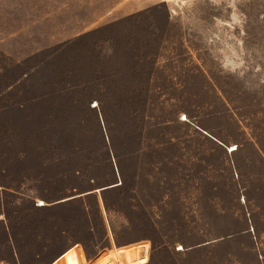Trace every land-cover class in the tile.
Listing matches in <instances>:
<instances>
[{
	"label": "rangeland",
	"instance_id": "obj_1",
	"mask_svg": "<svg viewBox=\"0 0 264 264\" xmlns=\"http://www.w3.org/2000/svg\"><path fill=\"white\" fill-rule=\"evenodd\" d=\"M162 28L163 93L88 107L61 41ZM50 260L264 264V0H0V264Z\"/></svg>",
	"mask_w": 264,
	"mask_h": 264
},
{
	"label": "crops",
	"instance_id": "obj_2",
	"mask_svg": "<svg viewBox=\"0 0 264 264\" xmlns=\"http://www.w3.org/2000/svg\"><path fill=\"white\" fill-rule=\"evenodd\" d=\"M69 9L67 8V10ZM78 9L79 7H76V10ZM64 10H66L65 7H62V11ZM96 19L91 21V27L86 32L97 30L98 25L95 23L100 18ZM119 22V25L115 27H127V21ZM164 37V28H162L160 37L152 38L156 40L154 41L156 47L150 52L147 50V36L141 34L131 36L128 35V32H122L120 36L101 38L80 33L66 37L64 41H61V50L67 45L68 47L76 46L77 51H79L76 58L68 60L71 66L78 71V78L71 85L76 86L81 91L95 93L87 99L86 105L91 109H100L102 102L100 94L102 92L140 93V96L136 97V100L142 102L139 106L149 107L151 105L149 101L153 99L152 96L150 97V93H163V85L160 88L158 80L159 76L163 78L165 75ZM161 83L163 84V80ZM163 98L164 95L161 94L160 99L163 100ZM132 100L133 98L130 99V101ZM93 102L95 103L93 104ZM100 112L98 111L99 115ZM90 192L92 191L85 193ZM73 197L70 196L51 203L62 202ZM107 235L112 243V236L108 227ZM76 244L78 245V243L64 244L60 252ZM94 255L100 254L97 252L91 258ZM51 260L48 264H52Z\"/></svg>",
	"mask_w": 264,
	"mask_h": 264
},
{
	"label": "built area",
	"instance_id": "obj_3",
	"mask_svg": "<svg viewBox=\"0 0 264 264\" xmlns=\"http://www.w3.org/2000/svg\"><path fill=\"white\" fill-rule=\"evenodd\" d=\"M148 251H149V244L146 241H142V242L138 243L137 252L140 255L147 256ZM120 252H122V251H120ZM92 261H93V258H90L89 262H92ZM119 263H120L119 261H116V264H119Z\"/></svg>",
	"mask_w": 264,
	"mask_h": 264
},
{
	"label": "snow or ice",
	"instance_id": "obj_4",
	"mask_svg": "<svg viewBox=\"0 0 264 264\" xmlns=\"http://www.w3.org/2000/svg\"><path fill=\"white\" fill-rule=\"evenodd\" d=\"M41 203H43V201H41Z\"/></svg>",
	"mask_w": 264,
	"mask_h": 264
},
{
	"label": "water",
	"instance_id": "obj_5",
	"mask_svg": "<svg viewBox=\"0 0 264 264\" xmlns=\"http://www.w3.org/2000/svg\"><path fill=\"white\" fill-rule=\"evenodd\" d=\"M102 188H104V187H102Z\"/></svg>",
	"mask_w": 264,
	"mask_h": 264
}]
</instances>
